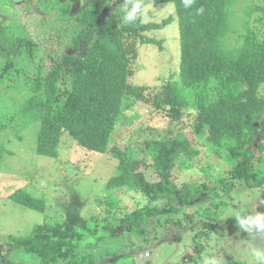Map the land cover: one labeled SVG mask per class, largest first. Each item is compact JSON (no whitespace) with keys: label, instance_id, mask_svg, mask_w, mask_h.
<instances>
[{"label":"trees","instance_id":"trees-1","mask_svg":"<svg viewBox=\"0 0 264 264\" xmlns=\"http://www.w3.org/2000/svg\"><path fill=\"white\" fill-rule=\"evenodd\" d=\"M255 1L194 0L185 7L183 0H144L146 5L172 4L177 22V81H165L160 89L134 86L130 78L139 46L151 43L160 47V40L148 33L164 28L173 21L172 16L160 23L125 24L124 0H37L38 8L53 16L48 27L54 20L66 21L70 31L54 32L57 38L46 40L54 46L41 49L27 33L0 18L1 91L11 88L20 74L14 67L17 58L26 56L35 67L33 76L20 75L28 91L9 117L0 120V134L8 119L18 121V132L37 123V156L59 159L63 136H67L80 158L108 154L116 163L115 173L105 179L106 193L96 214L86 213L89 205L83 212L80 198H74L62 216L53 215L46 221L43 198L22 188L11 192L10 201L44 214L45 221L30 227L23 236L11 237L15 256L19 253L22 258L9 264H105L104 253L88 249V244L124 239L113 229L120 212L117 189L146 201L165 195L173 200L159 211L147 207L135 210L132 219L128 217L129 236L149 240L161 227L180 230L170 241L188 237L191 245L200 240L205 243L194 264H199L203 251L212 254L206 247L219 223L216 210L228 206L236 188L249 190L255 200H264V12L252 19L253 12H260ZM0 2L10 4L11 0ZM238 17L241 29L234 27ZM135 104L164 113V124L159 120L160 127L145 128L144 151L136 159L127 149L110 145L117 123L139 116L132 110ZM183 114L193 118L189 123L193 137L204 136L211 157L226 168L219 187H213L212 198H204L205 203L191 201L212 182L188 183L186 188L173 183L172 166L178 161L194 165L199 154L183 131L173 129ZM252 147L260 151L258 165ZM3 152L6 150L0 145V158ZM76 166L80 170V165ZM210 169L208 163L201 167L204 175ZM261 210L264 212L263 207ZM196 217L202 224L190 228ZM143 230L145 234L139 235Z\"/></svg>","mask_w":264,"mask_h":264},{"label":"rangeland","instance_id":"rangeland-1","mask_svg":"<svg viewBox=\"0 0 264 264\" xmlns=\"http://www.w3.org/2000/svg\"><path fill=\"white\" fill-rule=\"evenodd\" d=\"M37 0H11L10 4L0 2V15L9 26L16 27L15 30L28 34L41 48L54 46L46 42L49 38H57L54 32L70 33L67 22L54 20L51 27H48L53 16L45 14L38 8ZM259 5V11L252 14V19L257 18L264 12V0H256ZM148 22L160 23L165 17L172 16L173 21L160 30L152 31L148 37L160 40V47L157 44H145L138 48V56L133 65V76L130 83L134 86H151L153 89H160L165 81L176 83L177 70L179 64V40L176 19L173 16L172 4H148ZM241 19L235 22L234 27L241 29ZM255 24H252V28ZM12 30V28L10 27ZM2 60L0 59V66ZM15 69L20 74L14 79L11 88L1 91L0 86V120L9 115L18 107L21 98L28 91L23 77L28 73L30 76L34 70L33 63L26 56L16 59ZM158 87V88H154ZM3 90V89H2ZM264 94V93H263ZM139 113V116H133L131 121H120L117 123L115 131L111 135L110 145H117L119 149L126 150L133 158H140L144 146L142 144L148 132L145 128L148 126H159V120L164 124L161 113L152 111L147 105L135 104L132 109ZM193 118L183 114L181 120L174 124L176 131H183L189 139L191 145L199 151L191 161L180 163L179 161L171 168L173 183L178 187H185L188 183L200 184L202 182H212L210 188L201 193L191 202H200L206 197H211L213 187H219V180L223 178L226 168L222 162L211 157L208 150V144L205 137H193L190 131L189 123ZM166 121V120H165ZM8 125L0 134V145L4 146L6 152L0 158V264H9L11 261H17L22 256L16 253V247L12 243L11 237L25 235L31 227L41 224L44 220V214L47 215L46 221L51 220V216H62L66 208L71 205V200L80 198L81 210L85 211V205L88 215L96 214L101 209L99 201L104 198L105 179L115 173L116 163L108 154L85 155L80 158L78 152L73 151L74 144L70 146L67 136L65 142L60 147V157L52 160L37 156L35 153V139L37 134V123L18 132V121L6 120ZM161 131V130H160ZM155 136V134H153ZM62 141V140H61ZM264 145V143H263ZM253 160L258 165L260 151L256 147L251 148ZM264 156V150L261 152ZM210 164L211 169L204 175L201 167ZM79 164L80 170L76 168ZM22 188L36 198H43L46 205V214H39L22 206L14 204L8 198L16 189ZM239 188V189H238ZM232 193V199L228 206H219L216 210L220 217L216 231L207 240V249L212 253H222L223 259L227 264H252L250 255L247 252H237L234 256L227 254L224 250L226 244L232 241L234 246L239 241L248 238L247 233L241 232L236 223L235 216L241 212L244 215L249 214L251 210L262 212L264 200H255L249 190L238 187ZM120 194L117 200V207L120 209L116 221H113L114 233L123 237L113 239L112 241H102L99 243L88 244V249L104 253L103 260L105 264H194L195 257H199L198 249L205 245L203 240L190 244L188 237L170 241L178 231L174 229L157 228L155 236L149 240L142 237L129 236V219H132V213L135 210L148 208V211L155 212L166 207L173 202L166 195L155 201H146L142 196L132 195L125 189L115 190ZM96 197L98 199L96 200ZM190 202V203H191ZM205 203V202H204ZM204 209L207 204H202ZM207 212L205 211L204 214ZM127 215V216H126ZM225 218H229L224 221ZM157 221V220H156ZM195 223L190 224V228L200 227L202 220L195 218ZM234 226H230L231 223ZM156 223L155 221L151 222ZM185 225L184 227H186ZM142 230V229H141ZM188 230V229H187ZM144 231H139V235H144ZM150 232V231H149ZM152 232V230H151ZM183 235H187L185 231ZM128 235V236H127ZM181 235V233H180ZM182 235V237H183ZM181 238V237H180ZM180 240V241H179ZM112 242V243H108ZM209 252V253H210ZM208 253V252H206ZM202 252V257L206 255ZM243 255H242V254ZM208 255V254H207ZM238 255V256H236ZM25 258V257H24ZM236 258L235 260H232ZM25 260V259H24ZM232 260V261H231ZM25 262V261H24ZM102 264L103 261H102Z\"/></svg>","mask_w":264,"mask_h":264},{"label":"clouds","instance_id":"clouds-1","mask_svg":"<svg viewBox=\"0 0 264 264\" xmlns=\"http://www.w3.org/2000/svg\"><path fill=\"white\" fill-rule=\"evenodd\" d=\"M184 6L189 7L194 0H183ZM148 7L144 0H124L121 11L123 12L122 22L133 24L137 21L147 23L150 20ZM264 203V202H262ZM241 212L235 216L236 223L241 232L247 233L250 239L241 240L232 245V241L225 245L227 254L234 256L237 252H247L252 264H264V212L251 210L244 215ZM199 264H227L222 253H212L201 257Z\"/></svg>","mask_w":264,"mask_h":264}]
</instances>
